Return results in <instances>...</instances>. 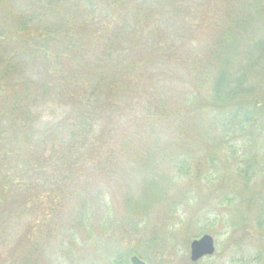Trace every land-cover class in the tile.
I'll return each mask as SVG.
<instances>
[{
	"label": "trees",
	"instance_id": "obj_1",
	"mask_svg": "<svg viewBox=\"0 0 264 264\" xmlns=\"http://www.w3.org/2000/svg\"><path fill=\"white\" fill-rule=\"evenodd\" d=\"M173 1L0 0V227L35 194L51 205L8 264L43 262L67 203L114 178L129 131L197 132L175 82L197 92L213 76L209 107L238 133L264 128L248 84L264 77V0ZM47 104L67 109L41 130Z\"/></svg>",
	"mask_w": 264,
	"mask_h": 264
},
{
	"label": "rangeland",
	"instance_id": "obj_2",
	"mask_svg": "<svg viewBox=\"0 0 264 264\" xmlns=\"http://www.w3.org/2000/svg\"><path fill=\"white\" fill-rule=\"evenodd\" d=\"M213 81L197 92L188 80L175 82L176 105L191 110L197 132L186 138L162 126L129 131L133 143L114 178L67 203L41 264H112L115 257L126 264L134 255L146 264H264V128L238 133V119L209 107ZM248 84L257 86L249 98L264 101V77ZM66 109L43 105L38 128ZM34 196L1 225L0 264H8L17 244L49 228L42 224L50 202ZM204 235L214 238L216 253L194 263L190 245Z\"/></svg>",
	"mask_w": 264,
	"mask_h": 264
},
{
	"label": "water",
	"instance_id": "obj_3",
	"mask_svg": "<svg viewBox=\"0 0 264 264\" xmlns=\"http://www.w3.org/2000/svg\"><path fill=\"white\" fill-rule=\"evenodd\" d=\"M191 261L196 263L200 260L212 257L216 253L215 240L210 235H204L199 239L192 241L190 245ZM131 264H146L139 256H132L130 258Z\"/></svg>",
	"mask_w": 264,
	"mask_h": 264
}]
</instances>
